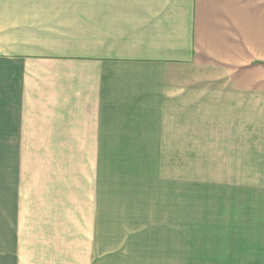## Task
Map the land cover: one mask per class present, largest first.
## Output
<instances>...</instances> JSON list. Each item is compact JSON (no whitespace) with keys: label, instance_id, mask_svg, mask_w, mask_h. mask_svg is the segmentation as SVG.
<instances>
[{"label":"crops","instance_id":"obj_1","mask_svg":"<svg viewBox=\"0 0 264 264\" xmlns=\"http://www.w3.org/2000/svg\"><path fill=\"white\" fill-rule=\"evenodd\" d=\"M251 94L264 0H0V264H264Z\"/></svg>","mask_w":264,"mask_h":264},{"label":"rangeland","instance_id":"obj_2","mask_svg":"<svg viewBox=\"0 0 264 264\" xmlns=\"http://www.w3.org/2000/svg\"><path fill=\"white\" fill-rule=\"evenodd\" d=\"M248 117L251 126V137H264V96L260 97L251 94ZM256 157L258 158L256 159L257 161H251L252 167L251 171H249L251 176L248 178V180H250L251 183L256 182L264 184V155L258 154ZM256 174L257 176H255ZM258 195L264 196V192H260Z\"/></svg>","mask_w":264,"mask_h":264}]
</instances>
